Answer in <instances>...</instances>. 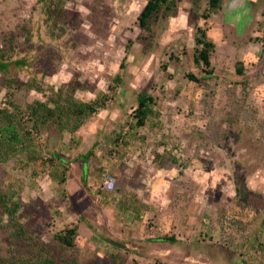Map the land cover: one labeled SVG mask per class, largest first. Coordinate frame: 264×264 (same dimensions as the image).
<instances>
[{"label":"rangeland","instance_id":"1","mask_svg":"<svg viewBox=\"0 0 264 264\" xmlns=\"http://www.w3.org/2000/svg\"><path fill=\"white\" fill-rule=\"evenodd\" d=\"M209 2L182 0L176 15H160L145 31L138 17L147 0H0L8 65L0 111L13 110V100L31 130L37 101L99 105L78 130H60L66 123L54 120L37 137L44 172L14 159L0 165V188L17 193L32 249L78 228L67 258L51 246L45 258L264 264V0H228L219 10ZM199 29L213 45L211 67L195 63ZM142 94L154 114L134 128ZM159 170L174 180L166 192L145 184ZM104 173L115 176L117 191L101 190ZM164 207L176 214L175 232L158 224ZM24 250L0 229V264Z\"/></svg>","mask_w":264,"mask_h":264},{"label":"trees","instance_id":"2","mask_svg":"<svg viewBox=\"0 0 264 264\" xmlns=\"http://www.w3.org/2000/svg\"><path fill=\"white\" fill-rule=\"evenodd\" d=\"M46 0H39V2H45ZM182 0H147V3L138 17V24L141 30L150 31L151 21L156 20L159 16L167 17L169 14L176 15L179 8V2ZM194 3H199L201 0H191ZM223 0H210V7L214 10H219L222 7ZM205 31L199 29L196 38L197 55L195 57V63L198 66L204 64L207 67H211L210 51L213 48L211 43L205 42ZM4 55L0 53V71L7 69V63H4ZM242 74V71L239 70ZM191 81H197L192 75H188ZM150 99L147 95L142 94L139 96V106L135 113L137 123L134 128L143 127L146 124L147 118L154 114V111L150 105ZM10 108L13 110L3 109L0 111V165L8 162L11 159L22 164V166H33L41 169V172L47 168L48 159H45L44 148L45 146L37 138L51 128V123L57 120L55 124H63V129L74 132L78 130L84 121L96 113L99 105L89 103L82 104L80 106L66 102L60 107L58 105H50V102H35V106L29 108V114L34 119L31 130H28L26 123L20 118V113H17L20 108L14 104L13 100L10 101ZM53 119V120H52ZM74 120V121H73ZM72 123V124H70ZM54 123L52 124V126ZM56 127V126H55ZM72 127V128H71ZM59 127H56V129ZM34 131L36 135L34 134ZM35 135V136H34ZM26 154V160L20 159L22 154ZM66 182V178L63 177L61 184ZM17 193L8 192L0 188V229L9 228L17 240L20 241L21 247H24L23 254L27 256L14 257L7 263L2 264H58L57 261L52 258H45L46 253H49L48 247L54 249L57 248L60 257L67 258V254L75 247L76 237L78 236V228H70L60 231L53 238V242L50 246L43 245L41 248L32 249L30 241L32 237H27L28 228L25 227L18 218V213L21 208V201L16 199ZM174 241V238L162 237L159 240ZM52 249V250H53ZM37 250V251H36ZM41 250V252H40ZM51 250V251H52ZM49 255V254H48Z\"/></svg>","mask_w":264,"mask_h":264},{"label":"crops","instance_id":"3","mask_svg":"<svg viewBox=\"0 0 264 264\" xmlns=\"http://www.w3.org/2000/svg\"><path fill=\"white\" fill-rule=\"evenodd\" d=\"M228 0H223V3L222 4H224V6L225 5H228V4H230V3H228L227 2ZM236 1H240V0H236ZM254 0H251V2L253 3V4H256V3H258V0H256L255 1V3L253 2ZM232 4V3H231ZM181 9V8H180ZM234 14H236V12L235 13H233L232 15H234ZM179 16H180V18H181V23L182 24H185L186 23V20L184 19V18H186L185 16H183L182 14H181V12H179ZM72 166H74V164L72 165ZM86 164H84L83 165V167H82V172H84V178H83V180H85L86 179V175H87V169H86ZM72 168V167H71ZM71 170H74V169H71ZM72 172V171H71ZM74 173V172H73ZM178 174V173H177ZM201 174V173H200ZM179 175V174H178ZM167 176H169V174L168 173H166L165 171H157V174L155 175V177L153 178V181L151 182L150 181V183L149 182H146L145 184H147V185H150V184H153L154 185V187L152 188V189H154V191H158V192H161V191H163V192H166V190H167V188H169L170 187V184L174 181V180H171V179H167ZM73 182H71V184L72 185H74L75 184V182L77 181V179H76V174H74L73 175ZM149 181V180H148ZM69 182V181H68ZM77 183V182H76ZM148 188V187H147ZM117 189V188H116ZM173 189H175L176 191H179L180 189H177V188H173ZM118 190V189H117ZM116 190V191H117ZM200 195H202L201 193H200ZM184 199V198H183ZM186 200V199H185ZM186 201H188V200H186ZM186 201H185V203H186ZM184 205V203H182L181 202V206H183ZM180 206V207H181ZM158 207H159V205H158ZM160 207H162V206H160ZM184 207H185V205H184ZM183 208V207H182ZM151 211H152V209H151ZM147 212V211H146ZM150 213V212H149ZM141 214V213H140ZM147 215H149V214H147ZM176 214H174V212L173 211H169L168 213L166 212V209H165V207L164 208H159L158 209V211H157V213H156V217H157V219L159 218V221L161 222V223H158V224H160V225H162L160 228L163 230H167V228H169V230H172V228H173V231L175 232V227H174V225H173V223H175L176 222V216H175ZM154 216H155V214H154ZM145 217V216H144ZM139 219H141V218H139ZM173 226V227H172ZM193 238L195 237L194 235L192 236ZM160 238V237H159ZM158 238V239H159ZM162 238V237H161ZM176 239H178V237H176Z\"/></svg>","mask_w":264,"mask_h":264},{"label":"built area","instance_id":"4","mask_svg":"<svg viewBox=\"0 0 264 264\" xmlns=\"http://www.w3.org/2000/svg\"><path fill=\"white\" fill-rule=\"evenodd\" d=\"M103 181L101 185V190H103L106 193H111L116 191V178L115 176L109 174V173H104L103 174Z\"/></svg>","mask_w":264,"mask_h":264},{"label":"water","instance_id":"5","mask_svg":"<svg viewBox=\"0 0 264 264\" xmlns=\"http://www.w3.org/2000/svg\"><path fill=\"white\" fill-rule=\"evenodd\" d=\"M109 243L112 244V245H115V246L118 245V244H116L115 242H112V241H109Z\"/></svg>","mask_w":264,"mask_h":264}]
</instances>
